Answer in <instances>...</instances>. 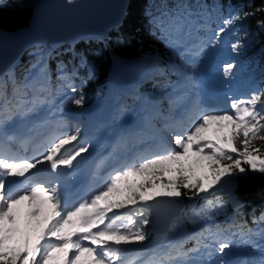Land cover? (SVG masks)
I'll list each match as a JSON object with an SVG mask.
<instances>
[{
    "label": "snow or ice",
    "instance_id": "snow-or-ice-1",
    "mask_svg": "<svg viewBox=\"0 0 264 264\" xmlns=\"http://www.w3.org/2000/svg\"><path fill=\"white\" fill-rule=\"evenodd\" d=\"M66 3L72 5L75 0H66ZM184 15L192 13L185 10ZM237 19L239 16L224 20V27L215 33L217 42ZM239 47L233 43L232 51L237 52ZM234 68V63L223 65L225 77ZM60 71L63 78V70ZM21 88L37 91L26 81L23 85H14L13 94ZM39 90L46 89L40 85ZM71 90L76 91L75 87ZM22 101L23 97L9 95L7 83H0V264H49L57 253L63 254L59 264H82V257L87 264H134L139 256L127 262L123 259L127 246L143 244L148 239L144 229L153 214L160 215L162 204L171 207L182 196L193 198L183 190L195 189L197 196L219 190L231 177L247 171L243 164L264 173V159L257 164V156L253 155L264 152V111L257 108L258 102L264 105V92H258L249 98L234 100L231 113L204 111L194 105L192 112L196 118L188 117L190 128L172 133L175 149L162 144L149 146L130 162L115 168L104 188L91 199L68 208L63 203L58 181L32 177L45 163L52 173H58L59 166L72 167L89 147L86 144L65 147L80 138L77 128L74 133L53 137L46 151L32 158L10 151L8 145L24 146L27 140L19 133L10 134L6 125L14 119H23L44 102L38 95L27 106ZM71 103L82 106L83 97L71 99ZM127 139L122 135L114 150L126 144ZM254 139H259L262 146H254L251 143ZM166 175L168 180L163 179ZM9 178L23 182L13 190L9 187ZM207 204L222 206L218 199L215 205L212 201ZM21 206L26 209L22 213ZM45 209L48 212L40 219ZM113 209L126 211L117 214ZM195 215L199 216L200 212ZM178 220L179 217L172 220L170 230L177 226ZM261 220L264 221V216ZM202 247L208 245L200 239L195 247L187 250L182 243L172 245L164 253L153 252L144 264H192L191 254L200 252ZM230 247L229 243L221 242L216 251L224 256Z\"/></svg>",
    "mask_w": 264,
    "mask_h": 264
},
{
    "label": "trees",
    "instance_id": "trees-1",
    "mask_svg": "<svg viewBox=\"0 0 264 264\" xmlns=\"http://www.w3.org/2000/svg\"><path fill=\"white\" fill-rule=\"evenodd\" d=\"M36 1L0 0V27L11 32L27 26L31 8ZM259 9H264V0H130L121 26L117 30H111L104 39L63 44L48 53V42L35 45L23 55L20 65L3 77L1 83H7L10 96L20 94L25 102L40 96V92L45 94L41 100H52L57 92L64 90L72 95V99L83 97L82 106L70 103L71 108L74 105L85 109L97 101L111 100L110 77L113 65L117 62L141 59L144 63L155 65L167 66L171 62L180 64L164 35L166 25L186 24L193 16L196 20H209L210 30L218 31L224 27V20L239 16L224 31L228 34L227 43L231 49L233 43L239 44L238 51L233 52L235 63L240 66L247 81L252 83L253 91L264 92V11ZM185 10L192 15L185 16ZM245 13L250 15L245 16ZM33 65H42L48 89L40 91L36 88L37 91H31L21 88L13 94L14 85L25 83L26 73ZM60 69L63 70V78H60ZM171 82L170 77L153 75L140 90L160 91V99H157L160 110L169 113L170 109L165 102ZM71 87H75L76 91L73 92ZM120 98L124 105H132V100L128 97L120 95ZM257 105L262 104L258 102ZM251 143L256 147L262 146L259 139H254ZM240 147L243 150L242 143ZM232 155L235 156L236 153ZM258 155L260 159H264V152ZM243 166L247 171L234 176V184L229 191L214 194L212 191L206 196H197L195 189L183 190L193 196L192 199L187 196L179 198L184 209L192 207L198 210L207 201H212L214 205L218 199L219 203L227 205L229 214L236 219L230 223L217 221L219 229L232 234L239 227V232L251 233L256 227L253 219L264 215V173L253 170L249 164ZM230 219L228 217L229 221ZM144 230L148 236L147 242L152 235L151 224ZM195 242L197 240L194 238L188 239L183 243L184 249L193 246Z\"/></svg>",
    "mask_w": 264,
    "mask_h": 264
},
{
    "label": "rangeland",
    "instance_id": "rangeland-1",
    "mask_svg": "<svg viewBox=\"0 0 264 264\" xmlns=\"http://www.w3.org/2000/svg\"><path fill=\"white\" fill-rule=\"evenodd\" d=\"M208 22H209V20H205V19L203 20V22H201L200 20L196 21V19L193 18V16H192L188 20V22H186V24H170V25L165 26L166 28L164 30V35L167 36L166 38L168 40L169 48L172 50V52L174 54H176L177 56L179 55V57H181L183 69H178L174 64H170L168 67H166V66L161 65V64L155 65V64H150V63H144L143 61H141V59H133L134 61L129 62V63H123V62L115 63L113 65V68L111 71V77H110V85H111V90H112L111 100L108 102L98 103L99 108L96 109L97 113L94 115V117L91 120L88 121V123L91 124V126L88 128V130L85 129L86 128V119L84 118V116H87L86 115L87 112H82L81 109H79V108L76 109V107L73 105V108L75 109L73 114L75 116L71 117V119H70L71 126L69 129H66L65 134L74 133L76 131V129L79 128L80 129V138H82V136H84L85 133H87L88 136H89V134L91 136L93 133L94 134L96 133V136H98L102 132H104L103 129L106 126H107V130H108V128L114 122V119H115L114 116L118 117V116H120V114H122V115L126 114L127 110L123 111V109L125 108V105L122 104V101L120 98V95L124 91L120 86H116L114 83L115 77L117 75H122L124 72H126L127 75H131L132 79L135 82L139 83L137 85V87L141 84L148 82L153 75L168 78L170 76H177L180 74L181 78L183 79V77L185 76L184 71L186 70L185 65H189L188 69L194 70L193 72L195 73V71H196L195 69L200 64V62H202L204 60L206 62L210 59V56L216 55L217 57L218 56L221 57V64H219V66H220V69H222V70H223V65H225L226 63H234L235 64V68L232 70V73L230 76L236 80L235 86H237V88H239L238 92L241 91L244 99L249 98L250 95L247 94L246 88L248 89V87H251L253 85L249 81H246L245 75H244L243 71L241 70L240 66H238L235 63L236 62L235 61V55H234L232 49L229 47V45H227V34L223 33L219 37V40L217 42L216 37H215L216 32L214 33L212 30H210V28L208 26ZM221 25L222 24H220V26ZM196 30H200L203 34L202 35L203 37L206 36V37L213 38V44H214V48L212 49V51L210 53L211 55L206 57V58H202L203 54H200L198 59H197L198 62H195L193 59L188 58V57L187 58L182 57L183 53H186L184 51V49L182 48L183 42L187 43L192 39L197 40L196 35H195V33H197ZM198 39H200V38L198 37ZM219 61H220V59H219ZM128 70H132V71L130 72ZM133 71H135V72H133ZM193 72H192V74H194ZM188 74H191V73H188ZM193 76L195 78L196 74H194ZM41 79H42V83L44 85L45 82L43 81V79H44L43 76H41ZM26 81H28L31 85H33L35 87V85H36L35 82L30 81L28 79H26ZM178 87H179V85L175 84L169 88L167 93L169 94L170 98H172V97H174L175 99L178 98V96L176 94ZM135 88L136 87H134V89H132L131 93H129V94L134 98L137 97L138 98L137 102L141 96H144L145 98H147L149 100H153V101L156 100V102H157V99H160V95H161L160 91L149 90L147 92L138 94V92L136 91L137 88L136 89ZM18 96L23 97L20 94H18ZM70 98H71V94H69L65 91H59L56 95L55 101H53V102L56 104V102L60 100L62 102L60 105L61 111H63V110L67 111L68 105H70V103H71ZM185 99L186 98L182 97L181 104L185 101ZM23 100H24V97H23ZM26 103L28 104L30 102L26 101ZM137 104L138 103H136L135 106L132 107V110L137 106ZM95 106L96 105H93L89 109H93V108H95ZM118 109H119V111H121V110L122 111L120 113H118L119 112ZM172 110H173V114H174V109L172 108ZM261 111H264V108L261 109ZM112 117H114V118L112 119ZM160 117H162V114H160ZM166 119H168V118H166ZM183 123H184L183 124L184 126L181 128L178 127L177 125H174V126L178 127V130H180L181 132H185L190 128L191 122L184 121ZM225 131H227V130H225ZM165 138H167V137H165ZM148 139L149 138L147 137L145 139V141H147ZM161 140H163V139H161ZM138 141H142V138L138 139ZM168 141H169L172 149H175L174 143H172V141H170L169 139H168ZM73 142H75V141H73ZM88 142H91V141L87 140V141H84L83 143L87 144ZM168 148H169V145H168ZM129 150H130V148H127V151H129ZM253 155L257 156L256 163L259 164L260 156L257 153H253ZM197 174L201 175L200 173H197ZM234 176L230 178L228 183H226L223 187L219 188V190H209V193L212 191L218 192V193L223 192V191H229L230 188L234 184ZM164 177L169 178V176H167V175ZM134 179H138V178H134ZM200 195L206 196L207 194H200ZM178 201H179V199L176 200L175 202H178ZM220 205H222V206L209 207L208 204H202V207L198 208V210L194 209L192 207H187L186 209H183L182 212L180 213L179 220L177 221V226L174 229L170 230V227H169L168 231L165 234H157V235H155V236L153 235V236L155 238H158L159 240H161L162 242H164L165 244H167L169 246L180 244V243H175V242L169 241V239H176L179 234L183 233V235H185L187 232H190V236L187 237V239H193V238L195 240L200 239V240H202V242L204 244H207L209 247H211V245H214V244L218 245L221 242H227L226 241L227 238L230 237L231 235H230V233L223 232L222 229H219V227L217 226V221L223 220L226 222H234V221H236V219L232 218L233 217L232 214H229L228 209H227V205H225L223 203H220ZM161 206L166 207L167 209L170 208V206H168L167 204H165V205L163 204ZM100 207L102 208L103 204H101ZM24 210H26L24 208V206H21V213ZM124 211H126V210H121V211L117 212V214H120ZM47 212H48V209H45V212L42 213L40 219H43V215L46 214ZM196 212H200V215L199 216L195 215ZM113 213H114V211H113ZM113 213H109V215L111 216ZM262 216H264V215H259L253 219V221H255L254 224L257 226L253 230V232L255 233L257 240L261 239L264 242V228H263L264 221L261 220ZM228 217L231 218L230 221L228 220ZM101 227H103V225ZM238 229H239V227H236L234 230V233H236L238 231ZM182 230H186V231H182ZM169 233H171V234H169ZM154 237H152L149 240V243H150V241L153 240ZM227 243H229L231 245V247L228 249L230 252H231V250H236V249L243 250L242 249L243 247L240 248L237 245H236V248L234 249V246H232V245H235L233 239ZM158 244L160 245V247H164V249H162V250H165V246L162 243H158ZM11 246H13V245H10V247ZM143 247H146V245ZM251 247H254V245H251ZM255 251H256V254L259 251L258 244L255 247ZM228 253L229 252L226 250V254L222 258L228 257ZM62 258H63L62 253L54 254L52 260L49 261V264H59V261ZM81 262H82V264H87L86 258L82 257ZM134 264H139V263L134 262ZM263 264H264V262H263Z\"/></svg>",
    "mask_w": 264,
    "mask_h": 264
},
{
    "label": "water",
    "instance_id": "water-1",
    "mask_svg": "<svg viewBox=\"0 0 264 264\" xmlns=\"http://www.w3.org/2000/svg\"><path fill=\"white\" fill-rule=\"evenodd\" d=\"M129 3L130 0H75L68 5L66 0H37L27 26L11 32L0 27V80L14 71L35 45L48 42L53 51L63 44L104 39L121 26ZM182 208L176 202L169 209L161 206L160 215L151 217V232H167Z\"/></svg>",
    "mask_w": 264,
    "mask_h": 264
},
{
    "label": "bare ground",
    "instance_id": "bare-ground-1",
    "mask_svg": "<svg viewBox=\"0 0 264 264\" xmlns=\"http://www.w3.org/2000/svg\"><path fill=\"white\" fill-rule=\"evenodd\" d=\"M215 58L217 61L214 64H212L211 70L217 68V64H218L219 59H220L217 56H215ZM132 61H134V60H132ZM132 61H129V62H132ZM129 62H124V63H129ZM209 64H210V61H208V63H206L204 66L202 64V66L205 67V66H208ZM128 71L131 72L132 70H128ZM133 72H135V71H133ZM131 81H133L131 75H127L126 72H124L122 75H117L114 79L115 85L120 86L121 88H123V86L128 85V82H131ZM181 87H184V85L180 86L179 88H181ZM143 102H146V101H143ZM61 103L62 102L59 100L58 103L55 105L59 108V107H61L60 106ZM194 105H199V101L198 100L192 101V103L190 105H188L184 110L181 111L182 116L180 115L181 113L179 115H176V117L174 118V121H173L174 125H177L178 127L181 128L184 126L183 122L187 121V119L190 115L195 116L192 112ZM228 109L232 110L231 104H228ZM118 111H119V109H118ZM96 113H97V110L92 109L90 117L86 121V128L85 129L88 130V128L91 126V124L88 123V121L91 120ZM118 113H120V112H118ZM183 114H186V115L184 116ZM138 115H139V113H138ZM114 117H116V116H114ZM114 117H112V119ZM141 120L143 122L142 126H138L135 124L134 129L132 130L131 134L128 136L129 137V139H128L129 143L130 142L135 143L140 138L146 139L148 137L149 138L148 141L144 140L145 141L144 151L149 146L155 145V144H162V145L166 146L164 140H161L162 138L159 135L158 128H154V129L152 128V126L150 124V115H148V114L141 115ZM116 122L117 121L115 120V122H113L112 124L114 125ZM113 125L111 128H113ZM172 127L177 128V130H178V127H176V126H172ZM103 131L104 132H102L98 136H96V133L95 134L93 133L91 136H90V134L88 136L87 133H85V135L82 136V138H80L78 141L73 142L72 146H65V147H74V146L83 145L84 144L83 142L88 140V141H91L89 143L95 142V143L100 144V146L103 147L102 152L106 153V157L113 158L110 153L112 152V149L114 148V145H116L118 139L109 138V134H111V132H109V128L107 130V126L103 129ZM178 132L180 133L181 131L178 130ZM125 146H127V143L124 144V147ZM160 249H164V247H160L159 244L156 248L151 247V250H160ZM151 252H153V251H151ZM219 257H222V256H219ZM124 261H127V259H124ZM224 263H226V262H224Z\"/></svg>",
    "mask_w": 264,
    "mask_h": 264
}]
</instances>
